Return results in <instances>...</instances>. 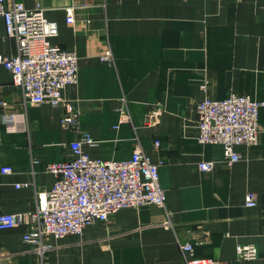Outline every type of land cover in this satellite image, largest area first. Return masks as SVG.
Segmentation results:
<instances>
[{
    "label": "crops",
    "instance_id": "crops-1",
    "mask_svg": "<svg viewBox=\"0 0 264 264\" xmlns=\"http://www.w3.org/2000/svg\"><path fill=\"white\" fill-rule=\"evenodd\" d=\"M14 1L41 4L57 22L51 41L77 53L79 76L59 105L31 103L0 63V214L31 213L36 193L56 180L47 164L72 158L70 143L85 132L94 138L85 146L92 158H130L138 140L159 164L166 206L124 207L81 235H49L52 247L43 255L24 239L26 222L0 229V264H188L183 243L206 264H264V106L258 143L237 144L240 159L231 165L223 144L199 140L196 107L233 93L264 100V0L6 3ZM17 51L0 17V53ZM107 51L112 60L102 59ZM71 109L80 116L69 128L61 117ZM200 161L215 168L201 170ZM248 192L256 194L255 206L246 204ZM240 244L255 245L258 256L240 259Z\"/></svg>",
    "mask_w": 264,
    "mask_h": 264
},
{
    "label": "built area",
    "instance_id": "built-area-1",
    "mask_svg": "<svg viewBox=\"0 0 264 264\" xmlns=\"http://www.w3.org/2000/svg\"><path fill=\"white\" fill-rule=\"evenodd\" d=\"M0 17L5 20L7 35L16 39L18 49L16 55L0 53V63L10 71L12 84L24 101H47L55 106L62 103L65 87L78 81L79 56L74 50L51 41L59 32L57 22L45 16L41 4L28 8L16 1L8 5L6 0H0ZM67 21H75L72 7H68ZM102 59L112 60L111 51L103 54ZM201 87L207 90L208 80ZM263 106L264 100H255L246 94L233 93L220 100L204 98L196 105L199 140L223 144L225 162L233 164L240 159L235 149L237 144L258 143L259 110ZM159 113L160 107H155L150 118L156 121ZM79 116L80 111L71 109L61 117V122L65 127H74ZM125 120L127 116L122 117V121ZM93 142L94 138L86 132L71 141L73 157L46 166L56 178L53 188L36 193L31 213H1L0 229L26 222L29 227L24 239L43 255L52 247L46 242L49 235H81L89 224L106 222L124 207L166 206L159 164L144 153L138 140L132 156L122 160L90 157L85 146ZM198 166L201 170H213L215 162L200 161ZM1 171L9 173L12 168L3 167ZM245 202L255 206L256 194L248 192ZM170 224L168 220L167 225ZM180 247L188 264L207 263L191 257L192 243H183ZM237 253L240 259H253L258 256V248L253 244H240Z\"/></svg>",
    "mask_w": 264,
    "mask_h": 264
}]
</instances>
